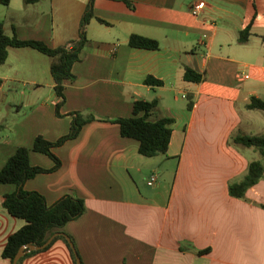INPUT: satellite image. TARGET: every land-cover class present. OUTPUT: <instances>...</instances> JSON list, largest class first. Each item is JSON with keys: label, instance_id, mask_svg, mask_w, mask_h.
<instances>
[{"label": "crops", "instance_id": "0c3cea01", "mask_svg": "<svg viewBox=\"0 0 264 264\" xmlns=\"http://www.w3.org/2000/svg\"><path fill=\"white\" fill-rule=\"evenodd\" d=\"M129 1L133 8L93 0L88 41L72 64L74 79L64 81L60 115L51 58L28 46L8 48L0 65V168L18 147L30 148L31 165L52 167L49 156L31 149L34 138L54 141L68 132L70 113H92L75 138L52 148L60 166L22 185L48 205L64 194L84 199L85 211L63 226L81 264H264V174L244 198L228 192L258 157L252 147L229 143L230 135H264L245 108L250 96L264 99V0ZM195 1L204 3L196 15ZM88 2H0V22L8 35L55 47L78 37ZM247 24L251 34L239 43ZM132 33L156 39L158 49L131 47ZM185 65L203 79L184 80ZM245 70L251 80L241 76ZM148 75L162 85L145 84ZM188 94L191 108L173 104ZM154 98L151 118L174 122L166 153L146 157L112 119L131 116L133 101ZM15 188L0 183V264L9 263L1 255L7 237L25 223L2 205ZM74 261L65 241L53 238L19 264Z\"/></svg>", "mask_w": 264, "mask_h": 264}, {"label": "trees", "instance_id": "16d2710c", "mask_svg": "<svg viewBox=\"0 0 264 264\" xmlns=\"http://www.w3.org/2000/svg\"><path fill=\"white\" fill-rule=\"evenodd\" d=\"M121 1L125 2L130 8L134 7L133 3L129 0ZM0 2L6 5L9 3V0H0ZM92 6L93 0H89L80 19L78 37L55 47H50L40 40L19 39L14 34L8 35L4 32L0 22V65L5 62L9 47H32L51 58L49 69L54 82L53 89L58 97V101L55 104L56 115H60L58 108L64 100V81L74 79V74L71 71L72 64L79 59V53L88 41L85 27L93 17ZM98 20L105 23L100 18ZM250 27L251 24H247L243 29L239 30L237 38L239 43H245L248 40L251 34ZM128 44L131 47L145 49H158L159 47V42L156 39L135 33L129 35ZM183 78L188 82H200L203 79V74L193 67L185 65ZM144 83L157 86L162 85V81L152 75L146 76ZM186 100L187 108H191L193 105L192 95H186ZM157 105V98L152 100H135L132 103L131 116L112 119L113 122L119 125L121 136L138 141V151L146 157L166 153L174 122V119L170 116L152 119L151 115L154 113ZM245 108L264 112V99L254 95L250 96L245 103ZM70 115V127L66 134L54 141L47 140L40 135L36 136L33 140L31 149L49 156L53 160L52 167L44 168L31 165L28 158L30 148L18 147L0 168V183H12L16 186L14 191L3 194L2 205L10 215L21 218L25 222L6 239L1 255L8 260V264L12 263L13 256L20 245L29 242L41 245L55 232H59V234L54 239H63L74 257V253L65 237L67 235L63 233V226L68 221L79 217L85 211L84 199L73 194H64L54 203L48 205L45 197L40 192L24 190L22 188L24 181L36 174L56 170L61 162L52 152V148L61 145L68 139L75 138L85 123L95 119L92 113L80 111L72 112ZM229 143L237 147H252L258 153L257 158L249 161L242 179L232 182L228 186V192L231 196L244 198L246 190L262 178L264 174V135H248L236 132L230 135ZM49 244L42 249L26 253L18 260L17 264L25 256L45 250ZM74 263L76 264L75 261Z\"/></svg>", "mask_w": 264, "mask_h": 264}, {"label": "water", "instance_id": "95a60500", "mask_svg": "<svg viewBox=\"0 0 264 264\" xmlns=\"http://www.w3.org/2000/svg\"><path fill=\"white\" fill-rule=\"evenodd\" d=\"M59 232H55L53 233L52 235H50L43 244L41 245H36L32 242H29V243H25V244H22L18 247L17 251L15 252L14 256H13V259H12V263L11 264H17L18 260L23 257L26 253L32 251V250H38V249H42L43 247H45L46 245H48L51 240L56 236L58 235ZM66 237V240L69 244V246L71 247L73 253H74V257H75V262L76 264H81L80 262V259L78 257V255L76 254V251L73 247V243L72 241L70 240L69 237L65 236Z\"/></svg>", "mask_w": 264, "mask_h": 264}, {"label": "rangeland", "instance_id": "374dc122", "mask_svg": "<svg viewBox=\"0 0 264 264\" xmlns=\"http://www.w3.org/2000/svg\"><path fill=\"white\" fill-rule=\"evenodd\" d=\"M244 74H248L249 76V80H251L253 78V73L250 71V70H245L242 72L241 76H243ZM187 100L185 98H182L180 95H179V100L177 102H173L174 105H182V104H186ZM252 113L258 117L259 119H256L257 122L253 123L254 125V128H260V127H264V112L262 111H259V110H253ZM257 126V127H256ZM252 132H249L250 134L256 132V129H253L252 128Z\"/></svg>", "mask_w": 264, "mask_h": 264}, {"label": "built area", "instance_id": "2783aa9c", "mask_svg": "<svg viewBox=\"0 0 264 264\" xmlns=\"http://www.w3.org/2000/svg\"><path fill=\"white\" fill-rule=\"evenodd\" d=\"M203 6H204L203 1H195L191 5L190 10L192 14L196 15L203 8ZM154 180H155V175H151L148 183L152 184Z\"/></svg>", "mask_w": 264, "mask_h": 264}]
</instances>
